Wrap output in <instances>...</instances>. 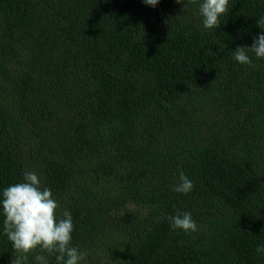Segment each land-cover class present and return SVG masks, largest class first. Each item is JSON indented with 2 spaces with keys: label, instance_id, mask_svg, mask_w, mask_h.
Returning a JSON list of instances; mask_svg holds the SVG:
<instances>
[{
  "label": "trees",
  "instance_id": "obj_1",
  "mask_svg": "<svg viewBox=\"0 0 264 264\" xmlns=\"http://www.w3.org/2000/svg\"><path fill=\"white\" fill-rule=\"evenodd\" d=\"M202 2L0 0V198L36 172L80 264H264V59L233 57L264 0H229L211 30ZM180 212L198 231L171 229Z\"/></svg>",
  "mask_w": 264,
  "mask_h": 264
},
{
  "label": "clouds",
  "instance_id": "obj_2",
  "mask_svg": "<svg viewBox=\"0 0 264 264\" xmlns=\"http://www.w3.org/2000/svg\"><path fill=\"white\" fill-rule=\"evenodd\" d=\"M160 0H144L155 7ZM180 3V0H177ZM229 0H203L199 6L201 23L205 30L219 28L220 17L228 12ZM264 23L258 20L257 25ZM264 31V28H261ZM264 59V34L254 38L251 47H237L233 51L234 60L251 65L248 52ZM194 188L192 181L183 171L172 190L188 194ZM60 208L50 188L42 186L39 175L25 170L23 181L3 189L0 198V214L3 215V232L11 242L13 258L10 264H25L28 254L40 250L35 256L36 264H49V256H55L56 264H80L85 257L78 247L72 245L74 222L67 210L57 216ZM173 230L198 231V224L190 212H180L168 217ZM256 251L264 254V244L257 245ZM19 254V255H17Z\"/></svg>",
  "mask_w": 264,
  "mask_h": 264
}]
</instances>
